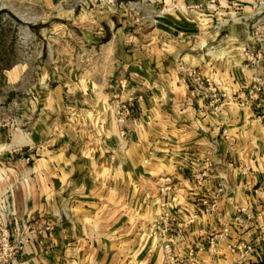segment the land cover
Instances as JSON below:
<instances>
[{
    "label": "crops",
    "instance_id": "crops-1",
    "mask_svg": "<svg viewBox=\"0 0 264 264\" xmlns=\"http://www.w3.org/2000/svg\"><path fill=\"white\" fill-rule=\"evenodd\" d=\"M141 65L126 73L139 99L123 139L104 102L114 84L92 77L75 90L67 80L76 118L62 123V139L53 129L44 156L8 181L37 219L32 226L45 229L25 243L20 262L167 264L155 231L166 213L174 264H264V123L254 119L264 113V96L248 103L241 94L212 112L182 72ZM201 72L227 89L223 74ZM46 129L38 125L31 143L49 136ZM208 150L219 163L199 186L190 172ZM203 201H215L211 213ZM49 203L53 214L68 207L64 217H46Z\"/></svg>",
    "mask_w": 264,
    "mask_h": 264
},
{
    "label": "rangeland",
    "instance_id": "rangeland-1",
    "mask_svg": "<svg viewBox=\"0 0 264 264\" xmlns=\"http://www.w3.org/2000/svg\"><path fill=\"white\" fill-rule=\"evenodd\" d=\"M145 61L182 72L212 112L241 94L248 103L259 100L264 0H0V264H22L25 243L45 230L32 226L37 219L18 205L8 181L21 166L31 170L52 130L62 139V123L76 118L67 80L75 90L92 77L112 82L104 102L114 121L113 104L135 107L138 89L126 73L142 71ZM202 68L214 78L223 74L229 90L216 89ZM254 119L264 123V113ZM38 125L51 135L31 143ZM51 204L44 215L64 217L68 207L53 214Z\"/></svg>",
    "mask_w": 264,
    "mask_h": 264
},
{
    "label": "built area",
    "instance_id": "built-area-1",
    "mask_svg": "<svg viewBox=\"0 0 264 264\" xmlns=\"http://www.w3.org/2000/svg\"><path fill=\"white\" fill-rule=\"evenodd\" d=\"M193 74H197L196 72L192 71ZM206 91V88H202ZM213 94V99H210L209 105L213 107L215 110L218 109L217 99L214 100L217 94L214 93V89H212L210 86L208 87ZM111 109L113 110L114 114V122L118 127L119 135L123 139L126 135L125 131V123L129 120V118L132 116V113L134 111L133 107L129 103H124L122 101H118L115 104L111 106ZM225 135V132H223ZM197 164L194 165L193 169H191L190 172V178L196 185H202L203 183L207 182L208 180L214 178V166L219 163L217 159L214 157V151L208 150L204 157L200 159ZM204 205V213H211V211L215 208V201H203ZM172 218L169 214L164 213L158 220L155 226V231L157 232V235L162 240V249H164V255L165 260L167 261V264H174V257L173 253L170 249V242L171 239L169 236V221ZM224 233L227 232V229H223ZM213 241V238H212ZM211 241V244H212ZM211 246V245H210ZM250 250V246H245L243 248L242 253L245 254Z\"/></svg>",
    "mask_w": 264,
    "mask_h": 264
}]
</instances>
